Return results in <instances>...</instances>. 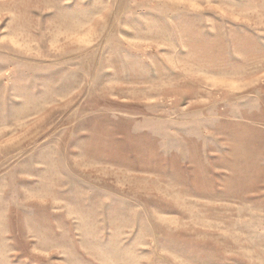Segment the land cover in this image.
Returning <instances> with one entry per match:
<instances>
[{"label": "rangeland", "instance_id": "374dc122", "mask_svg": "<svg viewBox=\"0 0 264 264\" xmlns=\"http://www.w3.org/2000/svg\"><path fill=\"white\" fill-rule=\"evenodd\" d=\"M0 264H264V0H0Z\"/></svg>", "mask_w": 264, "mask_h": 264}]
</instances>
